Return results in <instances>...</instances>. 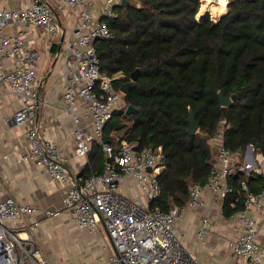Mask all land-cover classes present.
<instances>
[{
	"label": "built area",
	"instance_id": "obj_1",
	"mask_svg": "<svg viewBox=\"0 0 264 264\" xmlns=\"http://www.w3.org/2000/svg\"><path fill=\"white\" fill-rule=\"evenodd\" d=\"M66 1L80 8L66 41L67 87L63 93L65 109L76 125L75 152L86 155L90 141L94 139L101 146L104 161L100 170L70 182L62 198V209L71 215L79 228L91 233L97 232L99 227L106 229L114 250L106 256L103 264H199L179 240L174 221L187 207L204 205V192L221 197L233 192L228 177L234 172L260 175L263 186L253 192L244 179L239 181L237 192L241 193L243 202V209L239 211L242 226L232 241V253L246 258L250 264H264V248L257 241V221L249 213L251 206L255 210L264 208V156L257 153L250 161H236L235 153L225 145L222 127L225 121H221L220 128L208 140L213 149V164L206 180L190 187L184 205H172L162 210L155 203L160 193L158 175L164 167L161 147L138 148L135 141L119 137L115 138L116 146H113L102 138L113 112L124 106L122 92L114 86V81L122 74L107 75L101 71L95 43L110 37L111 32L101 17L115 16L114 4L121 0H105L101 17L91 16L90 0ZM24 23L41 26L49 39H55L61 30L52 7L45 0H19L16 7H0V86H7L21 100L12 119L15 123L26 124V137L31 145L30 151L21 158L41 165L52 180L66 181L69 172L59 159L56 144L43 137L36 120V87L41 80L36 65L40 52L23 42L21 29H16L11 36L4 31L8 25ZM9 59L12 64L6 67ZM78 98L85 105L82 113H76ZM87 117L90 133H85L79 125ZM129 179L137 184L146 203L120 192L121 182ZM57 212L20 203L11 196L0 199V264H47L33 237L30 234L22 236L20 230L8 223L39 213L50 217ZM209 222L203 212L196 232L200 240L208 231Z\"/></svg>",
	"mask_w": 264,
	"mask_h": 264
},
{
	"label": "trees",
	"instance_id": "obj_2",
	"mask_svg": "<svg viewBox=\"0 0 264 264\" xmlns=\"http://www.w3.org/2000/svg\"><path fill=\"white\" fill-rule=\"evenodd\" d=\"M200 4L120 1L115 16L102 18L110 37L95 43L101 71L122 74L114 81L116 89L139 69L122 95L125 108L130 104L137 111L115 110L102 138L113 146L119 137L135 141L138 148L161 147L164 167L155 203L162 210L184 205L190 187L206 180L213 164L208 140L221 121L225 145L235 154L252 144L254 153L264 156V0H228L218 20L209 15L197 19ZM218 91L235 98L221 105ZM189 110L199 123L192 135L187 132ZM242 179L250 191L263 186L260 175L232 173L228 183L233 192L224 196L221 208L225 217L243 208L237 192Z\"/></svg>",
	"mask_w": 264,
	"mask_h": 264
},
{
	"label": "crops",
	"instance_id": "obj_3",
	"mask_svg": "<svg viewBox=\"0 0 264 264\" xmlns=\"http://www.w3.org/2000/svg\"><path fill=\"white\" fill-rule=\"evenodd\" d=\"M45 1L52 7L61 27L55 39H49L41 26L33 23L8 25L4 31L11 36L16 29H21L23 42L40 52L36 65V71L41 76L36 87V120L43 137L56 144L59 159L68 169L69 180L54 181L41 165L21 158L31 149L26 137V124L15 123L12 119L14 111L21 106V100L7 86H0V199L11 196L20 203L58 211L50 217L39 213L8 223L20 230L22 236L30 234L33 237L46 257L47 264H103L106 256L113 250L106 229L99 227L97 232L91 233L85 228H79L71 215L62 209V198L70 182L79 177L83 170L85 173L98 170L104 161L101 146L94 139L90 141L86 155L76 154V125L65 109L63 99L67 87L66 41L76 24L80 8L72 6L66 0ZM104 3L105 0H90L88 9L91 16L101 17ZM18 4L19 0H0V7H16ZM11 64L12 60L6 61V67ZM77 100L76 113H82L85 105L80 98ZM79 125L85 133L91 132L88 117L82 119ZM255 155L257 153H254L252 146L251 151L235 154L234 158L239 162L250 161ZM119 190L130 198L146 203L139 187L130 179L122 181ZM202 199L204 205L187 207L174 221L175 232L181 243L199 264H250L246 258L232 253V241L241 232L239 211L225 217L221 210L224 197L204 192ZM203 212L210 222L208 231L203 240H200L196 232ZM249 213L257 221V241L264 248V208L255 210L251 206Z\"/></svg>",
	"mask_w": 264,
	"mask_h": 264
},
{
	"label": "water",
	"instance_id": "obj_4",
	"mask_svg": "<svg viewBox=\"0 0 264 264\" xmlns=\"http://www.w3.org/2000/svg\"><path fill=\"white\" fill-rule=\"evenodd\" d=\"M124 4V0H121V5ZM206 15H209V14H204L202 17L206 16ZM200 17V18H202ZM197 18V17H196ZM200 18H197V19H200ZM219 18V17H218ZM217 19H214V20H218ZM139 74V69L136 68L135 70H133L130 75H129V80L122 83L119 87V90L123 93V94H126L127 91H128V88H129V85L132 81L136 80L137 76ZM217 98H218V102L221 104V105H229L231 103V101L235 98V95H232L231 97H227V96H224L223 93L221 91H218L217 92ZM137 111V109L135 107H133L132 105L128 104L125 108V112L126 113H135ZM187 121H188V127H187V132L192 135L198 128V121L196 120L195 118V114L192 110H189L188 111V116H187ZM252 144H246L244 149L242 150L243 151H251L252 150ZM149 147H152V145H150ZM113 250H114V246H113Z\"/></svg>",
	"mask_w": 264,
	"mask_h": 264
},
{
	"label": "bare ground",
	"instance_id": "obj_5",
	"mask_svg": "<svg viewBox=\"0 0 264 264\" xmlns=\"http://www.w3.org/2000/svg\"><path fill=\"white\" fill-rule=\"evenodd\" d=\"M201 8L198 10V18L210 13L217 19L226 8V0H201Z\"/></svg>",
	"mask_w": 264,
	"mask_h": 264
},
{
	"label": "rangeland",
	"instance_id": "obj_6",
	"mask_svg": "<svg viewBox=\"0 0 264 264\" xmlns=\"http://www.w3.org/2000/svg\"><path fill=\"white\" fill-rule=\"evenodd\" d=\"M227 1L228 0H226V4H227ZM201 4H202V2H201ZM201 4H200V7H199V10H200V8H201ZM117 9H115V11H116ZM226 11V8L224 9V12ZM207 14H209V16L211 17V18H213V19H215V16H213V15H211L210 13H207ZM223 14V13H222ZM197 18H198V16H197ZM122 95H123V93H122ZM122 100H123V108L122 109H124L125 108V105H126V103H125V101H124V97H122ZM126 121V120H125ZM126 122H128L129 124H130V122L129 121H126ZM118 136V135H117Z\"/></svg>",
	"mask_w": 264,
	"mask_h": 264
}]
</instances>
